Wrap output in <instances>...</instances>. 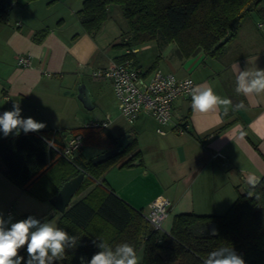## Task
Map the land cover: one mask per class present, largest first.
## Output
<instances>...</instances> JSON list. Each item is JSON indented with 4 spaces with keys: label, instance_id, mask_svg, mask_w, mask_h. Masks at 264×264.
<instances>
[{
    "label": "crops",
    "instance_id": "obj_1",
    "mask_svg": "<svg viewBox=\"0 0 264 264\" xmlns=\"http://www.w3.org/2000/svg\"><path fill=\"white\" fill-rule=\"evenodd\" d=\"M21 2H13L9 19L0 22V111L12 110L17 103L23 117L44 122V129L57 131L66 143L73 135V128L91 122H82L85 118L82 107L87 106L78 95L79 86L90 91L93 83L88 77L92 69L106 66L124 53H112L110 39L84 30L75 14L82 0L71 1L69 12L57 6L58 0ZM68 15L76 18L68 22ZM39 30H46V33L41 41H35L33 35ZM139 52L134 58L143 66L136 55ZM22 53L31 55L30 66L17 64ZM171 53L176 62H171L170 66L179 77L191 76L196 86L212 87L218 96L231 99L233 106L227 113L222 107L194 112L191 96H183L182 103L175 104L173 123L167 133L159 134L153 142L142 146L138 135L151 116L141 114L132 125L133 130L127 129L120 134L111 130L110 123L108 127L120 139L126 133L137 138L141 157L132 165L111 166L103 178L136 209L144 211L153 199L164 195L170 203L169 215L173 212L219 214L215 211L218 204L227 206L240 192L248 190V175L254 174L260 179L264 175V95L245 97L235 92L239 71L264 69V28L258 32L252 21L246 19L223 54L217 57L203 51L188 58L180 57L176 50ZM94 106L96 103L88 108ZM178 106L182 111L177 112ZM183 117L189 120L190 129L178 133L174 123ZM68 119L79 125H64ZM68 127L71 132L68 136L60 132V128ZM101 152L102 149L94 156ZM9 181L0 170V194L3 196L15 191V184ZM88 190L80 193L79 198ZM53 208L51 205L38 214L47 215ZM55 214L60 218V212Z\"/></svg>",
    "mask_w": 264,
    "mask_h": 264
},
{
    "label": "trees",
    "instance_id": "obj_2",
    "mask_svg": "<svg viewBox=\"0 0 264 264\" xmlns=\"http://www.w3.org/2000/svg\"><path fill=\"white\" fill-rule=\"evenodd\" d=\"M15 1L0 0V22L9 19L10 7ZM263 1L82 0L76 15L84 30L95 35L110 18L111 5L119 6L129 29L128 35L115 46L130 48L162 37L166 42L177 44L182 58L200 51L217 57L238 34L248 13L263 8ZM45 33L46 30H39L33 39L41 41ZM134 54L124 53L118 60ZM71 131L82 134L84 142L100 145L103 151L116 146L120 150L94 163L82 150L72 158L61 155L66 143L53 129L0 137V170L11 182L42 202H49L68 179L82 171L87 174L76 194L89 189L88 192L70 203L59 218L69 235L77 237V246L71 248L69 243L66 258L50 264H83L81 258L87 264L101 250L93 244L99 238L113 248L128 243L137 254L142 250L141 264H203L210 252L221 247L233 248L246 264H264V175L255 189L240 192L224 213H176L170 231L161 232L151 225L143 209L128 204L103 178L111 166L132 165L140 159L137 138L124 147L120 137L108 126L87 125ZM47 141H53L55 147H49ZM249 191L253 196L248 195ZM29 215L43 222L31 213H23L21 219ZM212 222L217 224L216 234L210 231ZM19 255L24 257L22 264H26V246L19 250Z\"/></svg>",
    "mask_w": 264,
    "mask_h": 264
},
{
    "label": "clouds",
    "instance_id": "obj_3",
    "mask_svg": "<svg viewBox=\"0 0 264 264\" xmlns=\"http://www.w3.org/2000/svg\"><path fill=\"white\" fill-rule=\"evenodd\" d=\"M188 84L190 85L191 81H188ZM235 92L245 97L264 95V69L247 68L239 71ZM190 95L194 112L203 113L222 107L227 113L233 106L231 99L218 96L212 87L206 85L192 87ZM21 112L20 105L14 103L12 110L0 114V132L5 137L13 133L18 136L21 132H39L46 127L44 122L33 117L25 118ZM47 143L49 147H55L51 141ZM65 155L68 157L69 153L66 151ZM246 183L250 189H255L261 179L251 174L246 177ZM248 195L253 196V192L249 191ZM5 223L3 215H0V264H22L24 257L19 255V250L25 246L28 257L26 264H50L53 260L66 258L69 243L71 248H75L78 243L76 236L69 235L67 231L47 220L41 222L32 215L11 223L7 228ZM93 244L101 250L95 253L87 264H140L136 249L128 243H121L113 248L107 241L99 238V242L94 240ZM203 264H246V261L233 248L221 247L210 252Z\"/></svg>",
    "mask_w": 264,
    "mask_h": 264
},
{
    "label": "rangeland",
    "instance_id": "obj_4",
    "mask_svg": "<svg viewBox=\"0 0 264 264\" xmlns=\"http://www.w3.org/2000/svg\"><path fill=\"white\" fill-rule=\"evenodd\" d=\"M48 0H43V2H47ZM73 0H58V5L57 6H62L61 8L67 12L68 9L70 10L71 6L70 3ZM78 3V1H75ZM18 4H22L21 0H19ZM46 4V3H45ZM21 6V5H18ZM264 10V2L261 5ZM262 9H254L248 13L247 20L252 21L254 27L258 32H261L262 28H264V13ZM76 14V13H75ZM109 16L110 18L103 24V27L101 30L98 32V36L102 37H107L110 39L112 42L111 47L109 49L112 50V53L114 54H123L126 53L127 47L125 46H115V43H119L123 41L125 35H128V23L123 16L121 7L111 5L109 8ZM10 17V15H9ZM68 22H72L74 17L76 18L75 15H68ZM259 23H262V25H259ZM260 34V33H258ZM172 46V47H170ZM138 47L140 49V52L137 53V58L143 63V66L145 69L152 70L155 67H161V68H167L168 70L174 71L173 68L171 67L173 64L176 62L174 59V56L172 55L171 51L178 52L177 49V44L175 42H166L162 37H159L157 40H149L143 43L138 44ZM20 55V54H19ZM171 64V66H170ZM182 72V71H181ZM174 73H176L174 71ZM178 74V73H177ZM89 80H91V87L89 91L91 103L89 104L92 105L96 103V106L94 108H88L87 107H82V112L85 113V118L82 120V122L89 123L97 120H102L109 115V119L111 121V130L114 133L120 134L121 131L125 130H133L132 125L130 124L124 116L121 114L120 108H119V100L113 90V84L111 80L108 79H95L90 75ZM181 98V99H180ZM182 97H179L176 99L175 104H181L182 103ZM180 102V103H179ZM184 105L182 104V107ZM175 110V109H174ZM182 111V109H179V106L177 107V112ZM71 119H68V121L65 122H60L61 124L64 125H79L77 124H72L74 122L70 121ZM90 122V123H91ZM138 126V125H136ZM135 129V128H134ZM60 132L62 134H66L67 136L71 133L68 128H60ZM141 134L138 135L141 146L146 145L149 142H153L158 136L159 133L156 131V122L154 119L151 117H148V123L146 124V128L141 130ZM137 146H139V141L137 140ZM140 146V147H141ZM101 146L94 144L92 142H84L83 146V153L85 157L87 158H93L96 153L101 151ZM105 151V150H104ZM11 182V181H9ZM14 184L13 182H11ZM15 186V191L13 192L12 195H1L0 194V215H3L4 220H5V228L9 227L11 223L18 221L21 219V215L23 213H31L34 214L41 219L45 216H39L40 211L41 214L45 209L50 208L51 204L50 202H42L38 200L37 198L33 197L32 195L24 192L21 190L20 187L17 185ZM18 190V191H17ZM3 196V197H2ZM80 195L75 194L72 198V201H76L79 198ZM232 203V202H231ZM230 203V204H231ZM229 204V205H230ZM224 203L218 204L216 208V213H224L228 206ZM12 207L13 213L11 214V220H9V214L7 213L9 208ZM145 213L148 211V208H146ZM37 212V213H36ZM176 213L173 212L171 213L165 220L163 228L166 230L165 227H169L168 230H170L171 225L170 223L173 221L174 215ZM59 220V215L55 214L53 217H51L49 222L54 223L57 227L62 228L60 223L58 222ZM63 229V228H62ZM138 257L140 258V264L142 262V252L138 253Z\"/></svg>",
    "mask_w": 264,
    "mask_h": 264
},
{
    "label": "built area",
    "instance_id": "obj_5",
    "mask_svg": "<svg viewBox=\"0 0 264 264\" xmlns=\"http://www.w3.org/2000/svg\"><path fill=\"white\" fill-rule=\"evenodd\" d=\"M139 51L137 46L127 48L126 53L132 54ZM19 66H30L31 55L22 53L17 58ZM92 76L111 80L114 92L119 100L121 114L130 123L134 124L141 114L151 116L157 124L156 131L166 134L168 127L173 123L175 101L179 97L191 96L190 89L196 86L191 76L179 77L172 71H166L160 67L152 70L145 69L135 61L132 56L112 61L102 67H95L91 71ZM191 81V84H188ZM7 99L9 97L7 96ZM3 112L0 111V114ZM109 115L105 119L89 123L93 126H109ZM178 133H185L190 129V122L186 117L180 118L174 123ZM53 143V141H51ZM83 135L74 134L66 142L61 155L69 153L72 158L83 147ZM67 157V156H66ZM169 200L160 195L148 205L146 217L151 225L161 232H168L163 228V223L169 213ZM8 214H12L9 209Z\"/></svg>",
    "mask_w": 264,
    "mask_h": 264
},
{
    "label": "water",
    "instance_id": "obj_6",
    "mask_svg": "<svg viewBox=\"0 0 264 264\" xmlns=\"http://www.w3.org/2000/svg\"><path fill=\"white\" fill-rule=\"evenodd\" d=\"M8 1H10V0H8ZM229 35H230V33L228 34V36L225 39H227L229 37ZM78 95L81 98V100L84 102V104L86 106H89V104L91 103V99H90L88 89L85 87L83 88V87L79 86ZM132 139H133V137L131 136V134L126 133L121 137L120 142L124 147H126L129 145V143L132 141ZM119 150H120L119 146L107 149V150L97 154L96 156H94L92 158V161L94 163L102 162V161L108 159L109 157L113 156L117 152H119ZM85 177H86V172L82 171L78 175H76V176L68 179L66 182H64V184L60 188L59 192L50 197L49 202L54 208L51 212H49L47 215H45L42 218V221L49 220L51 217H53L55 215L56 212L63 213L66 210V208L69 206L73 196L76 194V192L81 187ZM210 231L213 234L218 233L216 222L210 223ZM81 259H82V263L86 264V262L83 260V258H81Z\"/></svg>",
    "mask_w": 264,
    "mask_h": 264
},
{
    "label": "bare ground",
    "instance_id": "obj_7",
    "mask_svg": "<svg viewBox=\"0 0 264 264\" xmlns=\"http://www.w3.org/2000/svg\"><path fill=\"white\" fill-rule=\"evenodd\" d=\"M138 48H139V47H138ZM139 50H140V49H139ZM188 131H189V130H188ZM188 131H187V132H188ZM73 135H74V134H73ZM83 146H84V143H83ZM82 148H83V147H82ZM81 150H82V149H81ZM81 150H80V151H81ZM61 151H62V150H61ZM61 151H60V152H61ZM80 151H79V152H80ZM86 175H87V174H86ZM169 207H170V206H169ZM10 209H12V208H10ZM12 211H13V210H12ZM168 215H169V213H168ZM167 217H168V216H167ZM165 220H166V219H165ZM164 222H165V221H164ZM163 225H164V223H163ZM167 231H168V230H167ZM169 231H170V230H169Z\"/></svg>",
    "mask_w": 264,
    "mask_h": 264
}]
</instances>
